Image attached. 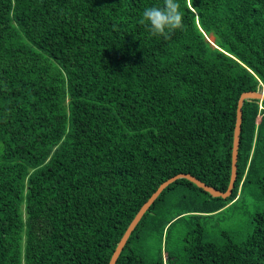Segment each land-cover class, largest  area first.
Segmentation results:
<instances>
[{
    "label": "trees",
    "instance_id": "1",
    "mask_svg": "<svg viewBox=\"0 0 264 264\" xmlns=\"http://www.w3.org/2000/svg\"><path fill=\"white\" fill-rule=\"evenodd\" d=\"M162 3L0 0V264H108L163 181L189 173L227 189L238 99L264 89V0H180L183 26L159 35L141 17ZM248 185L264 196L258 99L242 104L231 194L178 178L115 264H174L134 249L143 228L206 218ZM177 189L176 216L152 215ZM202 235L186 237L179 264H264V207L240 243Z\"/></svg>",
    "mask_w": 264,
    "mask_h": 264
},
{
    "label": "rangeland",
    "instance_id": "2",
    "mask_svg": "<svg viewBox=\"0 0 264 264\" xmlns=\"http://www.w3.org/2000/svg\"><path fill=\"white\" fill-rule=\"evenodd\" d=\"M240 194L237 201L227 204L219 212L210 214L206 218L190 217V212H188L182 214L184 216L177 220L175 217L168 230L167 228L153 230L144 227L141 233L143 240L136 242L134 249L144 255L150 253L154 257H157L160 252L164 260L168 255L173 256L178 260L174 264H179L185 254L183 247L186 244V237L189 234L197 235L199 227L203 229L202 238L205 241L218 244L228 239L236 243L242 242L253 231V217L263 209L264 196L255 189L254 185H248ZM185 195L187 191L184 189L172 192L164 208L152 215L167 220L176 216L178 204L181 199L185 198Z\"/></svg>",
    "mask_w": 264,
    "mask_h": 264
},
{
    "label": "water",
    "instance_id": "3",
    "mask_svg": "<svg viewBox=\"0 0 264 264\" xmlns=\"http://www.w3.org/2000/svg\"><path fill=\"white\" fill-rule=\"evenodd\" d=\"M246 99H258L264 100V89L260 90H253V91H245L242 92L236 108V122L234 127V134H233V144H232V155H231V172H230V179L227 189L225 191H221L213 186L206 184L205 182L199 180L195 176L189 173H180L176 174L167 180L163 181L158 188L151 194V196L142 204L140 209L136 212L133 219L130 221L129 225L127 226L126 230L122 234L120 240L118 241L108 264H115L116 260L122 251L128 237L130 236L131 232L141 219L142 215L145 211L150 207V205L154 202V200L158 197L161 191L166 188L170 183L174 182L178 178H185L194 183L196 186L204 189L207 191L211 196L217 197L220 196L222 198H226L232 192L234 182L237 176V156H238V147H239V139H240V131H241V123H242V104Z\"/></svg>",
    "mask_w": 264,
    "mask_h": 264
},
{
    "label": "clouds",
    "instance_id": "4",
    "mask_svg": "<svg viewBox=\"0 0 264 264\" xmlns=\"http://www.w3.org/2000/svg\"><path fill=\"white\" fill-rule=\"evenodd\" d=\"M183 15L180 0H163L162 4L145 7L141 19L152 33L165 35L183 26Z\"/></svg>",
    "mask_w": 264,
    "mask_h": 264
}]
</instances>
